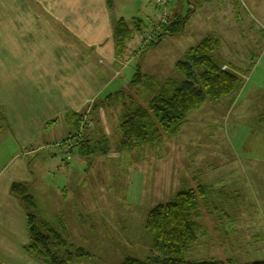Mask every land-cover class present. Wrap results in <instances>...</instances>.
Returning a JSON list of instances; mask_svg holds the SVG:
<instances>
[{
	"label": "rangeland",
	"instance_id": "374dc122",
	"mask_svg": "<svg viewBox=\"0 0 264 264\" xmlns=\"http://www.w3.org/2000/svg\"><path fill=\"white\" fill-rule=\"evenodd\" d=\"M172 2L171 11L179 6L171 12V19L187 16L184 32L143 52L142 48L161 33L159 12L152 0L142 5L136 0L132 11L126 5L125 16L133 38L123 59L125 68L116 73L117 79L109 77L103 83L104 95L95 96L82 108L89 130L84 129L86 134L80 139L89 138L102 147L106 144L99 135L102 132L108 137V151L88 156L85 163H80L79 152L69 150L71 142L35 149L38 152L31 158L32 169L41 158L47 159L44 170L54 174L62 169L61 177L51 178L48 183L67 182L63 183L66 193H61L64 218L56 217L59 212L55 214L50 205L42 209L41 216L70 243L73 252L82 249L88 253L74 264H122L126 258H146L152 247V237L145 228L148 214L154 207L170 202L184 185L185 189L195 190L206 187L201 217L194 219L200 226L198 239L184 256L187 261L264 262V126L259 124L260 115H255L257 104H261L260 110L264 104V0ZM8 6L6 0H0V16H5ZM133 18L141 21L133 23ZM136 26L141 30L137 31ZM208 37L220 42L212 54L214 59L230 62L232 67L227 65L228 69L243 75L240 96H235L227 110L222 103L207 101L188 116L177 135L165 137L160 146L121 150L118 127L124 103L130 96L147 102L156 95V91L144 87L130 88L137 67L140 65L144 74L155 76L159 82L182 78L175 64ZM120 89L121 100L113 98L106 100L107 104L101 101ZM97 105L101 106L99 126L92 118ZM90 130L93 134L86 137ZM6 144L8 148L14 142ZM169 177L172 189L153 187L155 179L159 183ZM37 187L39 193L36 186L30 189L36 202L50 196L47 185L40 183Z\"/></svg>",
	"mask_w": 264,
	"mask_h": 264
},
{
	"label": "crops",
	"instance_id": "0c3cea01",
	"mask_svg": "<svg viewBox=\"0 0 264 264\" xmlns=\"http://www.w3.org/2000/svg\"><path fill=\"white\" fill-rule=\"evenodd\" d=\"M148 1L141 0V5ZM6 2L9 8L5 16H0V264H44L25 251L30 243L27 213L11 188L14 183L28 185L29 193L34 197L33 211L50 227L54 228L41 216L46 205H50L55 214L59 212L56 217L64 218L61 193H66L63 183L67 182L60 178L62 184L58 180L53 185L48 183L51 178L61 177V167L54 174L49 169L46 172L43 168L47 159L41 158L33 170L31 158L46 147L70 144L72 141L68 139L74 130L62 123V119L67 121L66 117L71 113L83 114L82 108L88 101L104 95L103 83L109 77L117 79L116 73L125 68V61L116 55L115 23L120 20L130 22L125 16L126 5L132 11L136 0ZM152 3L155 7L154 0ZM177 8L170 10V15ZM169 37L174 36H165L163 40ZM224 63L232 67L230 62ZM93 67L102 70L95 72ZM100 72L105 78L98 77ZM256 98L258 101V95ZM233 102L234 98H226L218 103L227 110ZM252 107L255 108V104ZM260 107L261 104H257L256 116L264 115V104L261 110ZM9 140L14 145L6 148ZM87 158L90 157L80 156L79 162L85 163ZM188 161L187 169L191 173ZM194 172L197 173V169ZM37 180L38 185L48 186L50 196L36 202L30 189L36 186L39 193ZM155 181L154 188H173L171 177L165 182Z\"/></svg>",
	"mask_w": 264,
	"mask_h": 264
},
{
	"label": "trees",
	"instance_id": "16d2710c",
	"mask_svg": "<svg viewBox=\"0 0 264 264\" xmlns=\"http://www.w3.org/2000/svg\"><path fill=\"white\" fill-rule=\"evenodd\" d=\"M135 21L141 20L134 19L132 22ZM186 22L187 16H175L173 19L169 16L167 23L159 25L161 33L157 39L142 48L141 52L155 46L165 36L180 35L184 32ZM129 28L131 27L125 20L115 23L116 55L121 61L128 51L129 41L133 38ZM135 29L140 31L141 27L136 26ZM128 33L130 35L126 38ZM219 46L218 39L208 37L198 46L190 48L184 59L175 65L182 78H169L159 82L155 76L144 74L140 65L137 67L130 88L144 87L149 92L156 91V95L147 99V102L130 96L128 102L124 103L118 127V146L121 150L132 151L147 145L160 146L165 137L177 135L188 116L207 101L218 103L226 98L233 99L242 91V75L237 70L228 69L224 62L219 63L212 56ZM224 67L227 69H223ZM122 90L108 94L101 101L107 104L106 100L120 99ZM100 108L101 106L97 105L92 110V118L98 126L100 120L97 115ZM86 115L71 113L67 117L66 123L74 130L68 139L72 141V145L68 146L69 150H77L82 157L105 154L109 149L106 134L99 133L106 142L102 147L89 138L88 141L80 139L88 129ZM1 117L0 110V119ZM259 124L264 126V115L259 117ZM92 134L90 130L86 137H91ZM205 190L206 187H199V190L185 189L175 194L170 202L154 207L145 223L146 231L152 237L149 255L144 259L126 258L122 264H233L216 260L187 261L184 257L198 239L200 226L194 219L201 217V200L204 201L202 192ZM11 192L21 200L27 213L30 243L25 247V251L29 255L44 264H74L79 258L88 255L82 249L73 252L70 243L57 230L38 219L33 211L34 197L29 193L28 185L14 183Z\"/></svg>",
	"mask_w": 264,
	"mask_h": 264
},
{
	"label": "built area",
	"instance_id": "2783aa9c",
	"mask_svg": "<svg viewBox=\"0 0 264 264\" xmlns=\"http://www.w3.org/2000/svg\"><path fill=\"white\" fill-rule=\"evenodd\" d=\"M172 0H154V5L159 12L158 16V26L163 23H167L168 18L170 16V9L169 6L171 4ZM223 69H227V67H224Z\"/></svg>",
	"mask_w": 264,
	"mask_h": 264
},
{
	"label": "water",
	"instance_id": "95a60500",
	"mask_svg": "<svg viewBox=\"0 0 264 264\" xmlns=\"http://www.w3.org/2000/svg\"><path fill=\"white\" fill-rule=\"evenodd\" d=\"M98 76H100L102 79L105 78L101 73H98Z\"/></svg>",
	"mask_w": 264,
	"mask_h": 264
}]
</instances>
